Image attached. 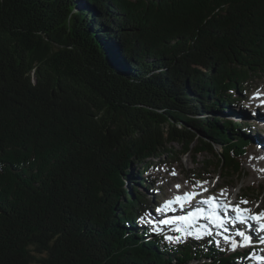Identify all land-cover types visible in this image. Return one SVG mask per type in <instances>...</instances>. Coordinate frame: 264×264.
I'll return each instance as SVG.
<instances>
[{"label":"trees","instance_id":"16d2710c","mask_svg":"<svg viewBox=\"0 0 264 264\" xmlns=\"http://www.w3.org/2000/svg\"><path fill=\"white\" fill-rule=\"evenodd\" d=\"M261 76L264 0H0V264H248L138 226L136 187L184 154L238 176L218 113Z\"/></svg>","mask_w":264,"mask_h":264},{"label":"rangeland","instance_id":"374dc122","mask_svg":"<svg viewBox=\"0 0 264 264\" xmlns=\"http://www.w3.org/2000/svg\"><path fill=\"white\" fill-rule=\"evenodd\" d=\"M257 90L264 93V76L250 79V82L244 87L242 94L238 95L241 99L240 104H232L231 98L230 105L226 106L223 112L218 113L223 119H231L235 122L246 123L250 128L248 135L250 139H253V145H251L243 158V170L238 176H229L224 173V171L215 167H210L205 173L201 164H195L192 156L184 154L180 155L178 160L172 161V159L165 157L163 160H166V163L150 164L144 174L151 177L152 184L156 188L153 191L143 187L140 188L138 187L139 185H137V190L153 199V203H155L159 198L167 197L175 193L177 190L174 188V185L176 184L182 185L179 192H184L191 188L195 180H206L209 182L208 189H213V191L218 194L221 189H227L229 197L238 201L241 199L249 201L247 206L253 208L255 212L264 209V171H261V169H264V160L261 158L264 157L263 154H261L264 152V149L257 147V138L261 136L264 138V118L260 116H264V106L258 102L260 99L253 98ZM216 148H218V146H216ZM175 149L179 151L181 147L175 145ZM198 160L200 163L205 160V157L199 155ZM153 162H155L154 159ZM173 169L177 172L175 176L171 175ZM135 170H137L136 166L131 168V172ZM133 177L137 178L138 176L134 175ZM139 177L141 178L143 175ZM132 181H134V179H132ZM185 181L189 182L187 186H183ZM144 222L138 221V226H144ZM162 230V232L153 233L163 236L165 234L176 235V233L171 231V228ZM203 240L208 242L206 238ZM221 247L228 252L230 251L228 250V245L222 240ZM261 248H263V245ZM261 248H259V250ZM35 254L39 256V254ZM250 264H255V262L251 261Z\"/></svg>","mask_w":264,"mask_h":264},{"label":"snow or ice","instance_id":"6c2138e0","mask_svg":"<svg viewBox=\"0 0 264 264\" xmlns=\"http://www.w3.org/2000/svg\"><path fill=\"white\" fill-rule=\"evenodd\" d=\"M261 97H264V93L257 90L253 98L260 99V104L264 105V98ZM261 171H264V169H261ZM171 175H177L175 169L172 170ZM188 183V181H185L183 186H187ZM208 185L209 182L206 180H195L191 185V190L184 191L183 193L179 192L182 185H174L177 191L171 198L165 200L157 207L156 211H175L177 207L181 209L187 208L189 211L186 215H178L167 219H160L159 221L149 219L147 222L151 225L150 230L162 232L163 230L160 228V225H169L171 226V231L177 234H165L164 239L171 244H182L189 237L202 240L205 236H213L214 231L208 224H200L202 218L208 219L215 225V235L228 245V250L236 251L238 247H250L252 250L247 254L246 259L254 261L255 264H264V248L258 251L253 247L254 238L244 230L245 228H250L255 231L257 233L255 241L264 245V209L255 212L252 208L242 207V205L249 204V201L245 199H241L233 204L227 189H221L219 194L209 195L206 198L197 200V197H202V193L208 192ZM200 205L207 207L201 208ZM219 209H224L225 215L223 217L219 215ZM229 209L235 213L234 216L227 215ZM147 215L149 214L145 213V216ZM144 219V216L140 217L141 222H144ZM229 223L232 225L239 224L244 227L237 228L235 232H231L227 227ZM221 239H216L214 242L217 248L224 251L225 249L221 247Z\"/></svg>","mask_w":264,"mask_h":264},{"label":"bare ground","instance_id":"6f19581e","mask_svg":"<svg viewBox=\"0 0 264 264\" xmlns=\"http://www.w3.org/2000/svg\"><path fill=\"white\" fill-rule=\"evenodd\" d=\"M261 116V118H264V116L263 115H260ZM237 123V122H236ZM262 137V136H261ZM257 138V147H260V148H262V149H264V138L262 137V138ZM261 154H263V156H264V152L263 153H261ZM262 156V155H261ZM263 160H264V157H261ZM176 192V191H175ZM219 215H220V213H219ZM223 216V215H222ZM248 233V232H247ZM253 237V236H252ZM254 238V237H253ZM237 239H239V238H237ZM255 239V238H254ZM261 248V247H260Z\"/></svg>","mask_w":264,"mask_h":264},{"label":"water","instance_id":"95a60500","mask_svg":"<svg viewBox=\"0 0 264 264\" xmlns=\"http://www.w3.org/2000/svg\"><path fill=\"white\" fill-rule=\"evenodd\" d=\"M242 169H243V167H242Z\"/></svg>","mask_w":264,"mask_h":264}]
</instances>
